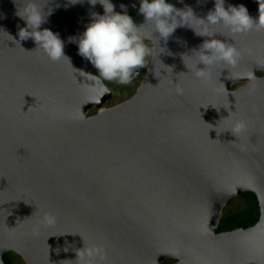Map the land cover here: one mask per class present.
Masks as SVG:
<instances>
[{
    "label": "water",
    "instance_id": "95a60500",
    "mask_svg": "<svg viewBox=\"0 0 264 264\" xmlns=\"http://www.w3.org/2000/svg\"><path fill=\"white\" fill-rule=\"evenodd\" d=\"M39 2L53 9L39 30L59 35L70 62L51 60L31 38L19 40L26 22L16 13L26 0H0V264L7 252L26 264H77L84 244L105 249L103 264L168 257L177 264H264V75L256 73L264 71V30L231 38L214 26L213 37H201L184 26L165 41L145 24L140 0H111L116 12L121 5L127 14L137 11L134 23L145 24L142 33L165 51L128 100L104 108L112 92L96 93L86 73L97 69L70 39L103 7ZM170 3L191 7L197 18L215 7V0ZM229 5L259 16L258 0H225ZM209 39L243 55L236 68L211 67L205 82L182 55ZM93 106L99 112L88 116ZM238 121L246 128L231 132ZM247 191L258 198V222L218 232L224 206ZM46 214L54 224L44 222Z\"/></svg>",
    "mask_w": 264,
    "mask_h": 264
},
{
    "label": "clouds",
    "instance_id": "9594fccd",
    "mask_svg": "<svg viewBox=\"0 0 264 264\" xmlns=\"http://www.w3.org/2000/svg\"><path fill=\"white\" fill-rule=\"evenodd\" d=\"M84 2L85 0H69L71 5ZM86 2L92 7L99 3L104 13L101 15L92 12V22L86 26L84 32L79 37L70 39L77 44L78 54L98 70V75L86 73V79L94 82L91 86L98 95L110 92L105 82L130 84L133 78L139 75L137 69L146 67L150 63L149 58L152 62L156 60L158 53L165 51L161 47L157 50L142 33L141 29L149 22L153 30L152 35L153 32H158L160 38L165 41L178 27L184 26L191 28L197 36L201 37H213L216 34L213 30L214 26L227 29L231 38L253 30L257 32L264 30V0H258L259 16L255 20L249 15L244 5H229L226 8L225 0H215L214 10L209 11L206 18H197L191 7L178 9L170 3V0H140L138 11L143 14L146 23L139 27L127 14L124 5L120 6L123 10L120 13L114 10L115 5L111 0H86ZM45 6L46 4L41 7L39 0H26L23 9L18 7L16 14L26 22V28L18 32L19 40L31 38L37 44V48L42 49L51 60L58 61L65 58L69 61L64 55V43L59 35L49 29L39 30L53 11L49 8L45 12ZM248 52L251 54V50ZM242 55L241 50L234 44L219 39H209L205 40L198 50H193L191 55H182V60L189 72H192L198 80L206 82L211 77L209 71L211 67L225 64L229 68H236ZM186 58L191 61V67L189 63H186ZM200 64L205 67H197ZM161 68L171 69L165 65ZM248 76L252 78L254 73L250 72ZM245 128L246 124L238 121L229 130L238 133ZM43 220L47 224L55 223V217L51 214H46ZM105 258L106 251L101 245L86 246L84 244L82 249L77 250V258L74 261L77 264H103Z\"/></svg>",
    "mask_w": 264,
    "mask_h": 264
},
{
    "label": "rangeland",
    "instance_id": "374dc122",
    "mask_svg": "<svg viewBox=\"0 0 264 264\" xmlns=\"http://www.w3.org/2000/svg\"><path fill=\"white\" fill-rule=\"evenodd\" d=\"M149 62L151 63V58H149ZM150 63L147 65L148 67H149ZM260 74H264V73H260ZM134 79H136V81H133L132 83L127 84V85H121V84H118L116 82L106 83V85L108 86V88L112 92V97L108 102L104 103L102 107L111 108V107H114V106L128 100L136 92L137 88L141 84V77L140 78L136 77ZM245 83H247V82L235 84L232 87V89H236V88L244 85ZM98 112H99V108H97L96 106H93L89 110L88 116H93V115L97 114ZM247 207H248L247 202L243 198V194L237 195V196L231 198L228 201V203L224 206V208L222 210L221 219H223V217H225L228 214L244 212L247 209ZM11 253L13 255V261L15 264H26L20 255L14 253V252H11Z\"/></svg>",
    "mask_w": 264,
    "mask_h": 264
},
{
    "label": "trees",
    "instance_id": "16d2710c",
    "mask_svg": "<svg viewBox=\"0 0 264 264\" xmlns=\"http://www.w3.org/2000/svg\"><path fill=\"white\" fill-rule=\"evenodd\" d=\"M136 11L129 13L134 19ZM108 83V82H107ZM243 198L247 202V209L241 213L228 214L221 219L218 232L231 231L237 228H248L255 225L260 218V208L258 198L255 193L247 191L243 193ZM5 264H15L11 252L3 256Z\"/></svg>",
    "mask_w": 264,
    "mask_h": 264
},
{
    "label": "flooded vegetation",
    "instance_id": "af4514ba",
    "mask_svg": "<svg viewBox=\"0 0 264 264\" xmlns=\"http://www.w3.org/2000/svg\"><path fill=\"white\" fill-rule=\"evenodd\" d=\"M171 1H176V0H170V2ZM187 4L188 5H191V3H189V2H187ZM136 13H137V11H136ZM136 15V14H135ZM135 17V16H134ZM150 41V40H149ZM148 41V42H149ZM151 42V41H150ZM151 44H152V42H151ZM153 45V44H152ZM147 69H148V66H146V67H144V68H140V74H139V76H138V78H140L141 77V83H142V80H143V78H144V76L146 75V73H147ZM92 73H95V74H97L98 75V70L96 71H92ZM256 73H258V75L259 76H263L264 74H260V73H264V71L263 70H258ZM133 81H136V79H134V80H132V82ZM131 82V83H132ZM105 83H107V82H105ZM179 262V259L178 258H174V257H168V258H165L160 264H177Z\"/></svg>",
    "mask_w": 264,
    "mask_h": 264
}]
</instances>
